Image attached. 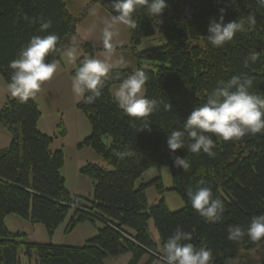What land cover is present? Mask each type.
Here are the masks:
<instances>
[{
  "label": "trees",
  "instance_id": "trees-1",
  "mask_svg": "<svg viewBox=\"0 0 264 264\" xmlns=\"http://www.w3.org/2000/svg\"><path fill=\"white\" fill-rule=\"evenodd\" d=\"M68 0H0V72L10 82V61L17 58L22 47L35 35L54 33L58 46L67 49L79 35L81 21L94 5H101L112 15V0H90L84 10L73 14ZM225 8V23L238 21L253 14L254 28L237 33L223 47H213L206 39L213 18L219 20L220 9ZM43 17L51 20L47 32H41L43 21L32 23L23 17ZM137 23L131 29L130 48L149 77L145 95L171 103V111L163 105L143 119L126 115L114 101L112 87L132 74L131 68H116L110 73L103 94L95 103L83 99L78 107L89 118L91 134L80 144L93 147L107 162L108 167L88 163L81 172L94 179L93 200L74 198L62 174L65 153L53 151L57 134L48 135L39 129L42 112L37 101L30 98L21 103L9 99L0 110V124L11 136V144L0 149V264H22L19 250L33 258L35 264H105L109 256L131 253L128 264H139L148 255L146 264H153L159 246L150 232L153 219L164 241L177 227L192 234L188 241L197 248L212 252V264H264V239L252 242L247 236L239 242L228 239V228L240 225L245 230L251 219L264 214V134L246 135L238 141L213 137L215 156L188 152L187 148L172 153L167 145L168 134L181 130L191 111L203 104L207 93L220 81L234 75L246 74L254 78L252 91L264 93V8L256 0H167L161 18L147 16L146 9L136 10ZM157 29L165 43L157 48L140 51L145 39L154 38ZM85 55L77 59V67L84 57H95L89 42L82 44ZM125 48V47H121ZM253 52L259 53L255 63L245 65ZM63 55L50 54L49 61H59ZM76 67V68H77ZM72 71L75 75V70ZM144 128V129H142ZM142 129V130H141ZM67 129L62 122L59 136ZM110 136L107 145L104 138ZM131 151L123 160L117 152ZM175 156L187 158L190 169L173 164ZM169 166L174 180L173 190L182 196L186 205L173 211L163 198L149 205L147 187L158 183L165 190L162 175L149 184L137 188V181L152 167ZM209 187L215 198L225 204L220 222H206L190 203L187 192L198 185ZM87 201V202H86ZM67 231L80 223L103 222L97 236L83 246L56 245L26 241V233L13 232L6 226V218L17 214L32 223H43L53 235L67 219ZM257 250L258 259L244 261V251ZM244 261V262H243Z\"/></svg>",
  "mask_w": 264,
  "mask_h": 264
},
{
  "label": "clouds",
  "instance_id": "clouds-1",
  "mask_svg": "<svg viewBox=\"0 0 264 264\" xmlns=\"http://www.w3.org/2000/svg\"><path fill=\"white\" fill-rule=\"evenodd\" d=\"M235 2V0H233ZM259 7L264 8V0H256ZM167 7V0H112L111 9L114 15L105 20L102 28L103 58L84 57L72 77V91L86 104L95 103L103 94L106 82L112 78L120 79L117 72L110 76L113 69L125 66L123 56L113 60V39L119 34L118 25L130 29L137 27L134 13L145 8L147 16L161 18ZM219 20L213 18L208 26L206 39L213 47H223L232 41L237 33L246 32L257 24L255 15L249 14L238 21L225 23V8L220 9ZM32 23L43 21L41 32H47L52 26L51 20L43 17H23ZM59 37L54 33L35 35L22 47L16 59L9 62L11 79L7 85L8 93L26 103L35 98L44 82L50 80L58 69L55 61L46 59L50 54L60 53L67 61L77 60L78 48L73 38V44L67 49L58 46ZM259 58L258 52H253L245 60V65L255 63ZM149 77L141 68L123 78L118 87L112 92L117 106L129 117L143 119L144 128L150 124L146 118L158 111L163 105L165 111H171L173 105L163 100L149 98L145 95V86ZM254 78L246 74L234 75L219 84L206 95L205 102L195 107L184 120L181 130L168 134L167 145L172 153L177 149L187 148L188 152L210 157L215 156L213 137L225 141H238L246 135L264 134V93L252 91ZM142 128V129H144ZM141 129V130H142ZM117 157L123 160L133 155L131 151L117 152ZM173 164L187 172L190 162L187 158L174 155ZM198 185L187 192L192 208L206 222H220L225 212V204L215 198L209 187ZM247 236L252 242L264 239V214L254 216L245 230L240 225L228 228V239L239 242ZM192 234L177 227L159 248L162 264H212V252L206 248H197L192 243Z\"/></svg>",
  "mask_w": 264,
  "mask_h": 264
},
{
  "label": "rangeland",
  "instance_id": "rangeland-1",
  "mask_svg": "<svg viewBox=\"0 0 264 264\" xmlns=\"http://www.w3.org/2000/svg\"><path fill=\"white\" fill-rule=\"evenodd\" d=\"M81 1V0H79ZM72 0H68V8L72 13H76L75 8L71 5ZM111 17L112 14L108 12ZM97 16H92L83 26V30H90V25L95 22ZM107 19H99L96 22L104 24ZM118 30H121L122 43H125L123 39L125 30L126 45L121 50L114 51L113 60L120 58L125 59V66L120 68H131L138 70L139 61L131 50V29L125 25H118ZM165 43V39L157 29V34L154 38H148L143 41L139 46V50H147L151 48H157ZM96 58H103L104 52L95 51ZM77 67V64L75 68ZM64 75L53 77L44 82L40 91L34 98L42 112V118L39 123V129L51 136L57 134L52 150L56 151L62 149L65 153V165L62 168V174L66 179V185L72 196L77 199H89L93 200L95 195V182L90 176H87L81 172L82 167L88 163H95L104 167H108L106 160L91 146H83L80 144L91 134L92 125L88 116L79 109L78 103L82 98H78L72 91V77L73 75ZM8 83L5 81L2 73L0 72V110L6 104L9 99H15L7 91ZM119 85H113L112 92ZM146 93V88H145ZM64 123L67 129V135L65 137L59 136V126ZM12 136L10 132L0 124V149L6 148L11 144ZM104 142L110 145L112 138L107 136L104 138ZM162 175L164 191H161L158 183H151L156 178ZM147 187V196L149 205L158 204L163 198L166 200L169 208L173 211L183 209L186 205L184 199L177 191L173 190L174 180L173 174L169 166H164L161 169L158 167H152L149 169L136 183L137 188L142 184H149ZM87 202V201H86ZM74 213L71 210L67 219L59 226L56 232L51 235L45 224L32 223L27 219L17 215L10 214L6 218V226L13 232L26 233V241L35 243H53L56 245H69V246H83L86 242L97 236L99 229L103 227V222L98 220L97 223L85 222L76 226L73 231H67L68 224ZM150 232L153 239L158 244L159 248H162V239L160 233L156 227L154 220L150 221ZM19 257L22 264H35L36 256L30 258L25 249L19 250ZM131 258V253L123 254L120 256H109L105 260V264H128ZM258 259V251L251 250L244 251V261H254ZM243 261V262H244ZM143 264V263H140Z\"/></svg>",
  "mask_w": 264,
  "mask_h": 264
},
{
  "label": "crops",
  "instance_id": "crops-1",
  "mask_svg": "<svg viewBox=\"0 0 264 264\" xmlns=\"http://www.w3.org/2000/svg\"><path fill=\"white\" fill-rule=\"evenodd\" d=\"M89 1L90 0H81V1L72 0L71 5L75 8V11H76V13H73V14L79 15L84 10L85 6L89 3ZM67 5H68V1H67ZM108 12L109 11L105 9L104 7H102L101 5H94L90 8L88 15L79 24V29H78L79 35L75 42L78 48V53H77L78 58L85 55V51L82 46L84 42H89L94 47L95 51L98 50V51L104 52V48L102 44V28L104 27V24H101L96 21L99 19H104V18L109 19L110 16ZM92 16H97V18L95 19V22L92 23V26L90 25V30H83L84 24ZM118 31H119V34L115 36L113 39L114 51L121 50V47L126 46V45H122V44H126L125 30H123L124 32L123 39L125 40L123 42L125 43H122L121 30H118ZM94 56L96 57V54H94ZM56 63L58 64V69L54 73V75L64 76V75H69L70 73H72V71L75 69V66L77 64V60L74 63L69 62L66 60L64 56H62L61 60L56 61ZM71 75H73V73ZM131 258H132V254H131ZM147 260H148V255H145L143 259L140 261V263L146 264Z\"/></svg>",
  "mask_w": 264,
  "mask_h": 264
},
{
  "label": "built area",
  "instance_id": "built-area-1",
  "mask_svg": "<svg viewBox=\"0 0 264 264\" xmlns=\"http://www.w3.org/2000/svg\"><path fill=\"white\" fill-rule=\"evenodd\" d=\"M153 264H162V261L160 259V254H157L156 259L153 261Z\"/></svg>",
  "mask_w": 264,
  "mask_h": 264
}]
</instances>
